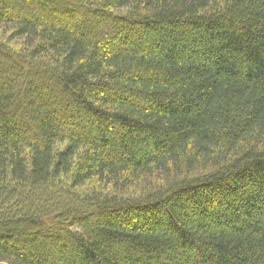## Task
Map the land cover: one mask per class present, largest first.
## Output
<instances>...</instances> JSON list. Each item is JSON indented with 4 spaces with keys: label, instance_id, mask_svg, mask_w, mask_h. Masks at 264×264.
Listing matches in <instances>:
<instances>
[{
    "label": "trees",
    "instance_id": "obj_1",
    "mask_svg": "<svg viewBox=\"0 0 264 264\" xmlns=\"http://www.w3.org/2000/svg\"><path fill=\"white\" fill-rule=\"evenodd\" d=\"M0 26V264H264V0H0Z\"/></svg>",
    "mask_w": 264,
    "mask_h": 264
},
{
    "label": "rangeland",
    "instance_id": "obj_2",
    "mask_svg": "<svg viewBox=\"0 0 264 264\" xmlns=\"http://www.w3.org/2000/svg\"><path fill=\"white\" fill-rule=\"evenodd\" d=\"M9 29L10 28L7 26H0V43L16 51L22 49L24 40L22 39L13 40V38L10 36Z\"/></svg>",
    "mask_w": 264,
    "mask_h": 264
}]
</instances>
